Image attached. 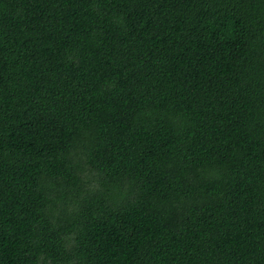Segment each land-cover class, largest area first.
<instances>
[{
  "label": "trees",
  "instance_id": "trees-1",
  "mask_svg": "<svg viewBox=\"0 0 264 264\" xmlns=\"http://www.w3.org/2000/svg\"><path fill=\"white\" fill-rule=\"evenodd\" d=\"M0 264H264V0H0Z\"/></svg>",
  "mask_w": 264,
  "mask_h": 264
}]
</instances>
